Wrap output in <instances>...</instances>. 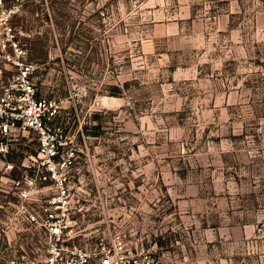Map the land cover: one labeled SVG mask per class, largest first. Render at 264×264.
Masks as SVG:
<instances>
[{"label": "rangeland", "instance_id": "1", "mask_svg": "<svg viewBox=\"0 0 264 264\" xmlns=\"http://www.w3.org/2000/svg\"><path fill=\"white\" fill-rule=\"evenodd\" d=\"M39 90L82 148L74 241L131 264H264V0H26ZM0 179V264L42 254Z\"/></svg>", "mask_w": 264, "mask_h": 264}, {"label": "built area", "instance_id": "2", "mask_svg": "<svg viewBox=\"0 0 264 264\" xmlns=\"http://www.w3.org/2000/svg\"><path fill=\"white\" fill-rule=\"evenodd\" d=\"M26 0H0V179L10 181L17 222L43 240L42 254L6 264H131L121 233L94 247L74 241L72 180L82 151L63 99L39 90L36 64L14 21Z\"/></svg>", "mask_w": 264, "mask_h": 264}]
</instances>
